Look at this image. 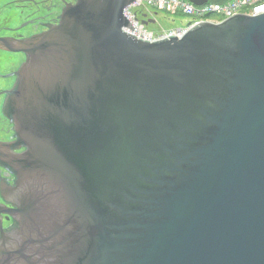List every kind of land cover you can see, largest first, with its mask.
Masks as SVG:
<instances>
[{
	"label": "water",
	"instance_id": "obj_1",
	"mask_svg": "<svg viewBox=\"0 0 264 264\" xmlns=\"http://www.w3.org/2000/svg\"><path fill=\"white\" fill-rule=\"evenodd\" d=\"M134 1L0 40L26 57L0 264H264V13L147 42Z\"/></svg>",
	"mask_w": 264,
	"mask_h": 264
},
{
	"label": "flooded vegetation",
	"instance_id": "obj_2",
	"mask_svg": "<svg viewBox=\"0 0 264 264\" xmlns=\"http://www.w3.org/2000/svg\"><path fill=\"white\" fill-rule=\"evenodd\" d=\"M76 0H0V40H24L59 23L65 7ZM21 52L0 48V235L13 224L9 211L13 205L5 198L4 189L14 185L15 177L8 168L12 155L25 151L15 137L14 126L5 107L12 90L15 73L25 62Z\"/></svg>",
	"mask_w": 264,
	"mask_h": 264
},
{
	"label": "built area",
	"instance_id": "obj_3",
	"mask_svg": "<svg viewBox=\"0 0 264 264\" xmlns=\"http://www.w3.org/2000/svg\"><path fill=\"white\" fill-rule=\"evenodd\" d=\"M153 11H164L169 16L183 15L190 19L178 29L155 32L139 19L141 14L150 15ZM261 13H264V0H227L222 4L207 2L201 6L193 5L189 0H135L123 9V15L133 31L129 28L124 31L138 39L156 42L172 36L180 38L191 28L213 19L214 15L222 16L223 20L218 22L221 23L238 14L255 16Z\"/></svg>",
	"mask_w": 264,
	"mask_h": 264
},
{
	"label": "rangeland",
	"instance_id": "obj_4",
	"mask_svg": "<svg viewBox=\"0 0 264 264\" xmlns=\"http://www.w3.org/2000/svg\"><path fill=\"white\" fill-rule=\"evenodd\" d=\"M209 3H214L215 1L208 0ZM157 15L156 18V24H152L148 26L149 30L158 32V31H168L169 29H178L182 25L187 24L189 21V17L183 16V15H176V16H169L164 11H153ZM223 20L222 16L214 15L213 19L207 21L214 24H218L219 21ZM174 21V22H173ZM162 29V30H161Z\"/></svg>",
	"mask_w": 264,
	"mask_h": 264
},
{
	"label": "trees",
	"instance_id": "obj_5",
	"mask_svg": "<svg viewBox=\"0 0 264 264\" xmlns=\"http://www.w3.org/2000/svg\"><path fill=\"white\" fill-rule=\"evenodd\" d=\"M212 1H215L214 3H218V4L227 2V0H212Z\"/></svg>",
	"mask_w": 264,
	"mask_h": 264
}]
</instances>
